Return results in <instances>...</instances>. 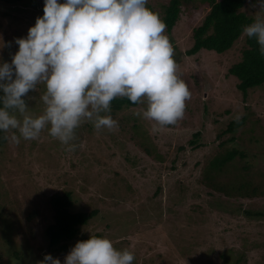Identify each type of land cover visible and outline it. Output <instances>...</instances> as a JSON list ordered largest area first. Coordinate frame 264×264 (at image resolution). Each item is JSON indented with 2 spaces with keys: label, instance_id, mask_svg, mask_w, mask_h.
<instances>
[{
  "label": "rangeland",
  "instance_id": "374dc122",
  "mask_svg": "<svg viewBox=\"0 0 264 264\" xmlns=\"http://www.w3.org/2000/svg\"><path fill=\"white\" fill-rule=\"evenodd\" d=\"M168 2L148 0L161 17L162 5ZM43 10L44 3L37 0H0V60L11 61L19 47L15 38L26 36ZM209 10L203 0H182L172 33L165 29L178 74L191 91L185 114L175 124L161 127L134 115L146 108L145 103L115 112L128 122L127 132L119 122L114 131L96 130L85 122L76 129L73 151L47 129L38 139L7 142L0 157V196L10 198L12 214L0 216V264L9 258L11 264H38L49 253L41 235L51 217L47 205L53 194L64 190L73 193V210H98L81 231L99 232L117 249L133 252L132 264H264V213L248 217L244 212L247 208L264 212V196L228 199L218 191L212 196L207 193L213 188L201 181L203 165L224 140L244 152L246 162L264 166V89H251L245 97L237 89V78L228 72L238 62L244 41L223 54L187 53L194 43V28ZM244 10L264 16L251 0ZM39 88L40 93L45 90L43 85ZM40 93L30 90L29 95ZM28 103L34 113L43 111L41 103ZM109 114L114 118L113 113H102ZM237 114L246 122L236 139H228L232 133L218 136ZM135 123L163 159L143 149V137L131 127ZM197 132L200 135L191 144ZM29 209H38L39 215L31 220L22 216L24 220L14 224L17 212ZM14 252L21 257L13 258ZM68 252L52 255L63 262Z\"/></svg>",
  "mask_w": 264,
  "mask_h": 264
},
{
  "label": "clouds",
  "instance_id": "9594fccd",
  "mask_svg": "<svg viewBox=\"0 0 264 264\" xmlns=\"http://www.w3.org/2000/svg\"><path fill=\"white\" fill-rule=\"evenodd\" d=\"M42 2L43 15L26 36L15 38L19 47L11 61L0 60L3 139L19 144L47 129L73 151L81 124L118 128L110 114L102 115L110 113L116 98L146 101V108L133 114L161 127L183 118L191 91L178 74L166 23L148 0ZM251 6L264 11V0H251ZM243 32L264 55V16L257 15ZM30 90L39 96L29 95ZM29 100L41 103L43 111L34 113ZM134 259L133 252L117 249L107 236L91 235L78 240L63 262L47 253L38 264H132Z\"/></svg>",
  "mask_w": 264,
  "mask_h": 264
},
{
  "label": "trees",
  "instance_id": "16d2710c",
  "mask_svg": "<svg viewBox=\"0 0 264 264\" xmlns=\"http://www.w3.org/2000/svg\"><path fill=\"white\" fill-rule=\"evenodd\" d=\"M9 3H16L22 0H3ZM38 1V0H37ZM210 5V10L206 14L202 24L194 28L192 38L194 43L190 49L187 50L189 55L199 53L201 50L214 51L218 54H223L234 48L236 42L244 41V47L241 48L240 58L238 62L234 63L229 68V74L236 77L238 80L237 89L240 90L245 97L249 90L262 88L264 89V55L259 52V46L254 38H249L243 32L244 27L255 20V16L247 13L244 8L250 4V0H203ZM39 3V1H38ZM182 0H169L165 7V13L161 17L166 23V31L170 34L180 17ZM148 7L155 10V6L147 4ZM9 12H4L7 15ZM16 18H20L18 15ZM8 61V59H6ZM234 77V78H235ZM235 78V79H236ZM146 102H131L128 98H116L112 101L110 113L114 114V118L119 122L122 129L127 132L128 122L125 119H118L116 111L126 107H133ZM147 106V105H146ZM246 117L239 120L232 118L227 128L219 133L218 136L232 133L230 140H235V133L238 128L245 124ZM84 124V123H83ZM81 124L80 127L83 126ZM86 125L92 126L90 123ZM79 127V128H80ZM135 131L141 135L144 141L142 147L150 154H156L160 158H164L158 154L155 146L149 144L146 139V131L140 129L135 123L131 126ZM138 127V128H137ZM139 129V130H138ZM5 134L0 132V157L4 146L9 140L3 139ZM138 135V136H139ZM196 139L191 140V144H195L200 132L194 134ZM146 141V142H145ZM211 157H209L203 165L201 181L213 190L208 191L207 194L214 195L218 191L225 198L228 199H252L255 197L264 196V166L256 167L254 162H246L244 152L238 150L234 146H228L224 140ZM97 152H94L96 156ZM181 189L184 190L183 184ZM1 191L0 188V195ZM7 194V193H6ZM10 198L5 199L0 196V216L5 213L11 217L12 210L9 204ZM75 199L70 190H64L63 193L53 194L48 201V208L51 211V217L48 219V224L44 230L39 233L44 238V248L49 253L68 252L71 247L75 245L78 240L88 239L91 235L102 236L101 233L96 232L90 235L83 233L82 227L87 225L92 218H94L98 210H73ZM222 209L223 206H218ZM25 210V209H24ZM248 217L263 215L262 211H253L249 208L244 209ZM17 217H13L14 224L21 223L24 219L31 220L39 215L38 209H29L21 214L17 212ZM24 216V219L22 218ZM40 236V235H39ZM13 258L21 257V254L14 252L11 254ZM3 256V254H2ZM43 257V255H41ZM222 256H225L223 253ZM3 258H7L3 256ZM44 258V257H43ZM11 264V259L7 262Z\"/></svg>",
  "mask_w": 264,
  "mask_h": 264
},
{
  "label": "flooded vegetation",
  "instance_id": "af4514ba",
  "mask_svg": "<svg viewBox=\"0 0 264 264\" xmlns=\"http://www.w3.org/2000/svg\"><path fill=\"white\" fill-rule=\"evenodd\" d=\"M40 1H42V0H39V2H40ZM43 1H45V0H43Z\"/></svg>",
  "mask_w": 264,
  "mask_h": 264
},
{
  "label": "bare ground",
  "instance_id": "6f19581e",
  "mask_svg": "<svg viewBox=\"0 0 264 264\" xmlns=\"http://www.w3.org/2000/svg\"><path fill=\"white\" fill-rule=\"evenodd\" d=\"M150 203V202H149Z\"/></svg>",
  "mask_w": 264,
  "mask_h": 264
}]
</instances>
